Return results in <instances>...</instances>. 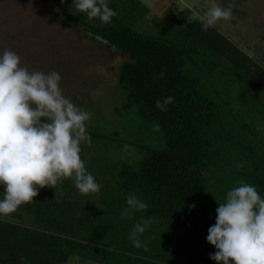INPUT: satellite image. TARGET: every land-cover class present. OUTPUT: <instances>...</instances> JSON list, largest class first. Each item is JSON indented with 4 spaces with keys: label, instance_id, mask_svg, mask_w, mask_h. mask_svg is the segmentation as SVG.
<instances>
[{
    "label": "trees",
    "instance_id": "obj_1",
    "mask_svg": "<svg viewBox=\"0 0 264 264\" xmlns=\"http://www.w3.org/2000/svg\"><path fill=\"white\" fill-rule=\"evenodd\" d=\"M48 1L125 55L117 81L163 145H141L137 165L116 161L98 171L100 201L75 185L67 191V179L61 193L42 188L0 218V264H66L73 255L103 264H218L206 239L218 200L241 180L264 197V68L215 26L205 31L200 18L142 31L150 11L142 0H109L117 12L110 23L76 12L73 0ZM167 96L173 102L161 111L155 102ZM128 194L148 207L122 215ZM141 218L151 221L140 235L147 250L129 239Z\"/></svg>",
    "mask_w": 264,
    "mask_h": 264
},
{
    "label": "clouds",
    "instance_id": "obj_2",
    "mask_svg": "<svg viewBox=\"0 0 264 264\" xmlns=\"http://www.w3.org/2000/svg\"><path fill=\"white\" fill-rule=\"evenodd\" d=\"M73 5L76 12L102 23H110L117 15L109 0H73ZM231 16V6L213 0L200 20L207 31ZM61 79L55 70H29L12 50L0 54V218L31 202L40 189H56L62 179H73L82 194L99 191L81 156L82 145L92 142L86 123L90 113L64 94ZM173 99H157L155 105L166 111ZM218 202L216 223L206 237L216 248L210 258L218 264H264V197L254 185L241 180ZM126 203L122 215L148 207L134 194H128ZM150 223L141 218L134 225L129 234L134 247L147 250L140 235Z\"/></svg>",
    "mask_w": 264,
    "mask_h": 264
},
{
    "label": "rangeland",
    "instance_id": "obj_3",
    "mask_svg": "<svg viewBox=\"0 0 264 264\" xmlns=\"http://www.w3.org/2000/svg\"><path fill=\"white\" fill-rule=\"evenodd\" d=\"M142 1L150 11L138 27L157 34L171 24L186 25L200 18L213 2ZM215 2L232 8L231 18L219 21L215 27L264 68V0ZM5 49L18 53L29 70L59 72L64 94L90 113L87 131L91 129L97 136L89 133L92 142L82 145L81 156L94 177L111 162L137 165L144 156L141 145H163L153 123L147 124L137 115L117 81L119 64L125 55L85 27L73 25L62 4L48 0H0V54ZM67 179L68 191L75 183ZM61 181L56 189L49 190L61 193ZM101 188L90 198L100 201ZM66 264L103 263L73 255Z\"/></svg>",
    "mask_w": 264,
    "mask_h": 264
}]
</instances>
